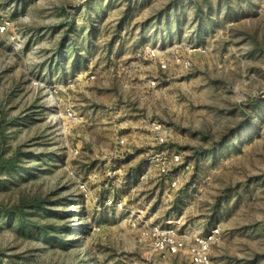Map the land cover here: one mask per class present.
<instances>
[{
    "label": "rangeland",
    "instance_id": "374dc122",
    "mask_svg": "<svg viewBox=\"0 0 264 264\" xmlns=\"http://www.w3.org/2000/svg\"><path fill=\"white\" fill-rule=\"evenodd\" d=\"M212 226L264 264V0H0V264H194Z\"/></svg>",
    "mask_w": 264,
    "mask_h": 264
},
{
    "label": "built area",
    "instance_id": "2783aa9c",
    "mask_svg": "<svg viewBox=\"0 0 264 264\" xmlns=\"http://www.w3.org/2000/svg\"><path fill=\"white\" fill-rule=\"evenodd\" d=\"M152 55H156L154 50H151ZM190 62H186L188 65ZM162 68H166L167 65L161 61ZM70 115H72L70 113ZM160 141H164L163 137L158 138ZM172 162L176 165L183 164V158L179 153H172ZM160 172L164 175L169 173V167L162 165L160 166ZM172 185H177V180H172ZM113 199H110L108 203H112ZM117 203V201H115ZM122 207L121 202L118 204ZM180 220L167 219L164 222L153 224L151 227L143 232V238L148 240V245L159 253H171L175 254L184 249L183 244L185 241L182 237L176 235L177 224H180ZM220 228L212 226L208 229L205 235H196L194 242H192L187 250L190 254L191 261L194 264H213L211 259V248L215 242L219 240Z\"/></svg>",
    "mask_w": 264,
    "mask_h": 264
}]
</instances>
